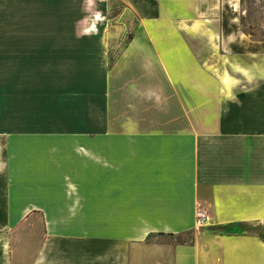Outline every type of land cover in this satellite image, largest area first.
<instances>
[{
  "label": "crops",
  "instance_id": "crops-1",
  "mask_svg": "<svg viewBox=\"0 0 264 264\" xmlns=\"http://www.w3.org/2000/svg\"><path fill=\"white\" fill-rule=\"evenodd\" d=\"M118 1L0 0V264H264V38Z\"/></svg>",
  "mask_w": 264,
  "mask_h": 264
},
{
  "label": "rangeland",
  "instance_id": "rangeland-1",
  "mask_svg": "<svg viewBox=\"0 0 264 264\" xmlns=\"http://www.w3.org/2000/svg\"><path fill=\"white\" fill-rule=\"evenodd\" d=\"M234 2L237 3V10L233 13L236 16L235 19L238 27L255 39L264 38V0H232L231 5ZM109 8L111 19L125 21L129 31L133 20L122 3L118 0H109ZM128 35L129 32L125 34V40L128 38ZM113 55L114 53L112 52L111 56ZM35 226H38V224ZM192 237V231H187L181 235H162L157 238L168 241H190Z\"/></svg>",
  "mask_w": 264,
  "mask_h": 264
},
{
  "label": "built area",
  "instance_id": "built-area-1",
  "mask_svg": "<svg viewBox=\"0 0 264 264\" xmlns=\"http://www.w3.org/2000/svg\"><path fill=\"white\" fill-rule=\"evenodd\" d=\"M195 221L197 226H203L210 224V216L208 215L206 209L201 203H198L195 209Z\"/></svg>",
  "mask_w": 264,
  "mask_h": 264
},
{
  "label": "bare ground",
  "instance_id": "bare-ground-1",
  "mask_svg": "<svg viewBox=\"0 0 264 264\" xmlns=\"http://www.w3.org/2000/svg\"><path fill=\"white\" fill-rule=\"evenodd\" d=\"M232 7H233V11H236V10H237V3L234 2V3L232 4Z\"/></svg>",
  "mask_w": 264,
  "mask_h": 264
},
{
  "label": "trees",
  "instance_id": "trees-1",
  "mask_svg": "<svg viewBox=\"0 0 264 264\" xmlns=\"http://www.w3.org/2000/svg\"><path fill=\"white\" fill-rule=\"evenodd\" d=\"M149 235V234H148Z\"/></svg>",
  "mask_w": 264,
  "mask_h": 264
}]
</instances>
